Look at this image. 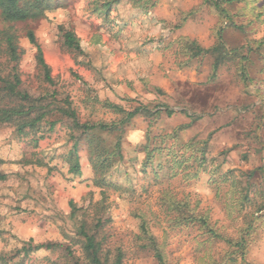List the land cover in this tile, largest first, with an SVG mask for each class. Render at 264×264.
Wrapping results in <instances>:
<instances>
[{
  "label": "rangeland",
  "instance_id": "rangeland-1",
  "mask_svg": "<svg viewBox=\"0 0 264 264\" xmlns=\"http://www.w3.org/2000/svg\"><path fill=\"white\" fill-rule=\"evenodd\" d=\"M210 8L215 12L205 11ZM225 17L230 26L222 38L231 50L244 48L247 82L239 57L213 73L215 51L192 59L185 51L182 59L184 50H176L183 36L197 37L204 50L215 49ZM58 25L75 33L86 57L62 46ZM4 28L0 20V31ZM13 29L22 52L20 78L34 96L48 88L25 38L28 30L59 95L81 123L118 122L121 115L105 103L124 111L143 106L152 115L137 116L125 127L122 161L109 170L104 188L92 183L95 145L86 138L77 148L81 175L68 172L71 129L58 114L48 118L56 122L51 132L43 125L34 136L20 138L11 125L0 127V160L8 174L0 183V253H8L4 249L13 240L20 245L32 239L68 243L82 258L68 218L73 203L78 220L92 225L95 218L106 219L97 240L107 264L116 259L158 264L148 236L165 264H229L230 259H235L230 264H264V0H62L44 19ZM164 69L171 81L160 75ZM186 74L199 84H191ZM182 83L185 90L178 91ZM182 126L188 128L179 130ZM94 138L105 148L114 142L105 133ZM22 160H40L44 166H21ZM240 239L244 260L227 243ZM51 263L68 261L58 252H39L27 262Z\"/></svg>",
  "mask_w": 264,
  "mask_h": 264
},
{
  "label": "trees",
  "instance_id": "trees-1",
  "mask_svg": "<svg viewBox=\"0 0 264 264\" xmlns=\"http://www.w3.org/2000/svg\"><path fill=\"white\" fill-rule=\"evenodd\" d=\"M62 0H0V20L6 28L0 31V127L11 125L14 127L16 134L20 137L34 136L41 132V127L48 126V131L51 132L55 127V121H48V118L53 113L58 114L63 118V121L68 124L71 129L69 141L71 145L65 155V160L69 164L68 172L76 177L81 175L77 148L80 140L86 138L89 140V146L92 147L90 154V165L92 167V183L98 188L108 186L106 175L109 170L116 164L122 161L121 141L125 132V127L137 116H151L152 112L146 107L139 106L133 111H124L120 107L111 103H105L104 106L117 115H121L118 122L105 123H81L76 116L75 111L71 108V104L67 98L62 97L58 93L57 86L51 77L50 69L43 59L42 51L36 41L35 35L31 30L25 34L27 42L35 49V63L40 71L42 81L47 85L48 91L43 95L34 96L25 87L20 78L19 62L21 50L18 47L17 36L13 29V25L17 23H25L28 21L41 20L48 13H52L61 7ZM112 2L103 3L105 11L109 10ZM212 5L221 14L226 15V11L219 9L217 3L212 2ZM99 10V9H98ZM61 44L67 50L75 53L78 56L86 57L80 40L75 33L64 25L56 27ZM220 35V34H219ZM232 49L227 52L221 50L219 45L215 49L204 50L198 46V52L195 57L192 55L190 59L197 58L215 51L216 57L212 67L213 73L219 67L240 58L241 77L244 82H247L246 67L242 64L247 62V57L241 54L244 48ZM89 64V62L87 63ZM60 104L62 107H60ZM173 112L168 111L170 116ZM158 114V113H156ZM192 117V116H188ZM188 126L179 127V130H184ZM105 133L114 137V142L110 147L105 148L100 144L96 135ZM91 138V139H90ZM37 140H33V146L36 147ZM21 166L35 165L38 167L44 166L40 160H22L19 163ZM3 161L0 160V183L8 179V174L2 171ZM103 194L101 193V196ZM103 197V196H102ZM103 198L99 202L102 203ZM71 212L68 215L71 221L72 238L77 239L80 243L82 258H78L72 247L68 243L61 242H42L35 243L32 239L20 240V247L13 249L8 253H0V264H27L31 255L39 252H58L61 253L68 264H107L102 258L101 244L97 240L98 235L103 229L106 219L101 217L93 219V224L89 225L85 220L77 219L79 208L73 203L69 204ZM180 208V207H179ZM257 219V218H256ZM202 225L206 226V219H201ZM143 232L147 235L144 225ZM250 228V227H249ZM214 237L217 235L211 231ZM148 236V235H147ZM150 247L154 252V256L158 264H165L162 254L153 238L147 237ZM230 246L236 247L235 252L237 257L244 260L245 241L240 239L238 243L227 242ZM235 259H230V263H234ZM57 264V263H51ZM119 264V259L116 263Z\"/></svg>",
  "mask_w": 264,
  "mask_h": 264
},
{
  "label": "clouds",
  "instance_id": "clouds-1",
  "mask_svg": "<svg viewBox=\"0 0 264 264\" xmlns=\"http://www.w3.org/2000/svg\"><path fill=\"white\" fill-rule=\"evenodd\" d=\"M258 2L260 3L261 0H258ZM253 7H255V6L253 5ZM205 11L206 12L207 11H212L213 13L215 12V10L214 9H211V8L210 9H207ZM256 11L259 12V11H261V9H256ZM248 15L251 17L253 14L251 12H249ZM117 23H119V21H117ZM229 26H230V21H229V19L227 17L221 19L220 22H219V24H218V29H221L220 35L216 37V41H217V43L219 45V48L221 50H224V51H227V52H230L232 50L227 47V45L225 44V42H224V40H223L222 37H223V30H228L229 29ZM163 34L167 38L168 33L165 32ZM181 39H182V42L179 45L176 46V50L177 51L184 50V51L181 52V58L182 59H187V56L184 55V52L185 51L188 54H190L193 57H195L196 54H197V52H198V45H199L198 38L195 37V36H191V37H189V36H183V37H181ZM176 41H177V36H173L172 37V40H171L172 44L176 45ZM237 50H239V49H237ZM201 55H203V53H201ZM193 66H195V64ZM160 75L164 76L165 78L169 79L170 81L172 80V75L167 72V69H164L160 73ZM185 79L186 80H190V75L189 74H186L185 75ZM190 83L191 84H199V79L197 78L195 80H190ZM184 90H185V88H184V85L182 83V84H180L178 86V91H184ZM189 98L190 97H186L185 98V102ZM213 99H215V98L213 97ZM209 107L211 108V103H210ZM20 246L21 245H19L15 240H13L12 243H11V245H9V247L7 249H4V251L5 252H10L13 247H20ZM0 247H2V245H0Z\"/></svg>",
  "mask_w": 264,
  "mask_h": 264
}]
</instances>
